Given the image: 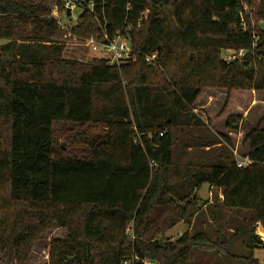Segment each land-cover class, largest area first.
I'll use <instances>...</instances> for the list:
<instances>
[{
    "label": "trees",
    "instance_id": "16d2710c",
    "mask_svg": "<svg viewBox=\"0 0 264 264\" xmlns=\"http://www.w3.org/2000/svg\"><path fill=\"white\" fill-rule=\"evenodd\" d=\"M78 2L72 35L128 32L135 62L66 59L52 0H0V264H28L53 227L65 236L49 239L46 264H198L197 252L258 264L264 129L243 134L242 168L210 129L239 133L264 93V0ZM224 50L244 55L226 64ZM206 90L224 92L221 109L194 114ZM204 185L219 206L197 207ZM179 223L194 231L168 241Z\"/></svg>",
    "mask_w": 264,
    "mask_h": 264
},
{
    "label": "rangeland",
    "instance_id": "374dc122",
    "mask_svg": "<svg viewBox=\"0 0 264 264\" xmlns=\"http://www.w3.org/2000/svg\"><path fill=\"white\" fill-rule=\"evenodd\" d=\"M245 12H248V9H245ZM80 16V12L74 11L73 17L70 19L61 18V22L65 25L67 23H74L77 18ZM260 26V28L264 29V24L256 23ZM252 26H254V22L252 21ZM6 43L5 40H0V47ZM224 51H221L220 56L222 59L225 57ZM64 57L66 59H73L79 61L81 63H90L93 59L108 58L107 56L99 51H93L90 49V46L84 42V40L72 41L70 40L66 44V48L64 51ZM107 60V59H106ZM133 63V62H130ZM128 63V64H130ZM125 65V64H122ZM160 72V68H156ZM125 83L123 82V85ZM208 95L211 99L208 98ZM225 98V94L222 91H213L210 92L208 90L203 91L201 99H199L193 106V112L197 115H208L212 113H218L221 109ZM236 112V110H234ZM261 122V128L264 129V93H255L253 96V102L251 103L248 110H243V121L241 123L239 133H232L228 135V132L224 129L223 123L216 124V128L212 127L213 132L215 135H224L227 136L232 143L233 148L231 149L232 152H236L237 155L240 157L243 154L248 152L249 147L242 143V137L245 132L253 129ZM91 131V130H90ZM65 134L59 131L57 143L59 144L62 150H66L67 142L64 140ZM63 146V147H62ZM191 148H187L186 151H189ZM175 152L180 153L183 152V136L177 137V142L175 145ZM233 158L235 159L234 153L232 154ZM207 186L204 185L196 194L197 199V207L205 208L204 206H219V201L222 199L221 190L214 188L212 191L207 190ZM246 212H242L245 214ZM223 217L229 223L232 221L237 220L238 215L233 211L231 212H223ZM260 230L264 232V225L258 223L255 228V234L258 233ZM194 229L191 230V227L186 226L182 223L177 224L174 228L167 231L164 237L171 242H174L177 238L182 237L184 234L192 233ZM257 235V234H256ZM65 233L63 230L53 227L48 234L46 235L45 239L42 243H39L33 249V257L30 259L28 264H46L48 258V249L47 244L49 239L52 238H64ZM258 236V235H257ZM236 249L239 247L236 246ZM239 253V252H238ZM255 259L258 264H264V249H258L254 252ZM195 259L198 264H248L245 261L244 263H228L231 262L230 259L226 257H214L212 254L206 253H195Z\"/></svg>",
    "mask_w": 264,
    "mask_h": 264
},
{
    "label": "built area",
    "instance_id": "2783aa9c",
    "mask_svg": "<svg viewBox=\"0 0 264 264\" xmlns=\"http://www.w3.org/2000/svg\"><path fill=\"white\" fill-rule=\"evenodd\" d=\"M52 11H53V17L55 18L56 24L58 25L59 29L66 34V37L69 38L72 41H78L76 37H74L71 33V30H73L76 26V22L74 23H67L63 24L61 22V18L64 19H70L73 17V12L78 11L82 12L81 4L78 2V0H52ZM89 12H92L93 5L89 4L86 8ZM67 11H69V16L66 15ZM89 46L90 49L93 51H99L107 56V61L110 65H122V64H128L130 62H135L137 58V54L132 50L130 46V36L128 32L126 34H123L121 32H117L116 35L109 39L107 34L103 32L102 36V42L98 43L94 40H84ZM226 55L223 57V61L226 64L235 62L239 58H241L244 55L243 51L235 52L233 50H224ZM156 55H152L145 58V63L150 67L156 66ZM161 136V134H160ZM235 155L234 163L238 168L246 167L251 162L248 158H241L237 155V153L233 152ZM258 238L262 244H264V232L263 230H260L258 233ZM129 264V263H124Z\"/></svg>",
    "mask_w": 264,
    "mask_h": 264
},
{
    "label": "crops",
    "instance_id": "0c3cea01",
    "mask_svg": "<svg viewBox=\"0 0 264 264\" xmlns=\"http://www.w3.org/2000/svg\"><path fill=\"white\" fill-rule=\"evenodd\" d=\"M209 96H210V95H208V98L211 99ZM214 125H216V124H214ZM214 125H213L212 127L215 129L216 126H214ZM223 125H224V124H223ZM212 127H211L210 131H211L212 133H214L213 130H212ZM214 134H215V133H214ZM231 134H232V133H228V135H231ZM206 186H207V185H206ZM207 187H208V188H207L208 191H209V190L212 191V190L214 189L213 187H210V186H207Z\"/></svg>",
    "mask_w": 264,
    "mask_h": 264
},
{
    "label": "water",
    "instance_id": "95a60500",
    "mask_svg": "<svg viewBox=\"0 0 264 264\" xmlns=\"http://www.w3.org/2000/svg\"><path fill=\"white\" fill-rule=\"evenodd\" d=\"M66 15L69 16V11H67ZM62 147H63V146H62ZM70 261H71V259H70Z\"/></svg>",
    "mask_w": 264,
    "mask_h": 264
}]
</instances>
